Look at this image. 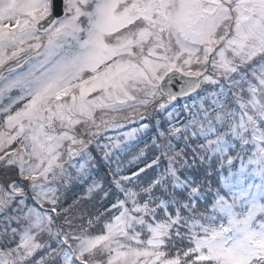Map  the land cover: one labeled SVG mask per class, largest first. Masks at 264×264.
Listing matches in <instances>:
<instances>
[{"label": "snow or ice", "instance_id": "1", "mask_svg": "<svg viewBox=\"0 0 264 264\" xmlns=\"http://www.w3.org/2000/svg\"><path fill=\"white\" fill-rule=\"evenodd\" d=\"M4 99L0 264H264V0H0Z\"/></svg>", "mask_w": 264, "mask_h": 264}, {"label": "trees", "instance_id": "2", "mask_svg": "<svg viewBox=\"0 0 264 264\" xmlns=\"http://www.w3.org/2000/svg\"><path fill=\"white\" fill-rule=\"evenodd\" d=\"M182 100V99H181ZM180 100V101H181ZM161 119H163V115L160 117ZM152 125L154 126V120L152 122ZM152 126V127H153ZM152 135V132L149 131V133H146L145 137H150ZM145 142H147V140H145ZM142 145H144V143H142ZM138 147V146H137ZM134 150L127 152L125 154H123L121 156V161L120 163L123 165V171L121 172V175H129L131 172L133 171H137L138 167H143L145 163H149L150 159L152 158V153H148V158L141 161V162H133L132 164H128L127 161L130 159L131 155H133L131 152H133ZM93 152V150H92ZM95 153V152H94ZM96 163H97V168L94 171L93 175L97 178V179H101L103 178L105 181V184L107 186V182L111 180V176L108 175L110 168H109V163L104 162L103 160L101 161L100 159H96ZM112 168H115V164H112ZM90 183V181H89ZM87 185H74V186H70L67 189H64V204L63 206H67L68 204H71L73 200H75L77 197L83 196L85 195V189H86ZM95 195V194H94ZM110 202H114L110 201ZM105 203L103 201L100 200L99 196H95L94 199L92 200H84L82 201V205L89 209V210H98L100 212L104 211L105 208H107L109 206V203ZM102 227V222L101 225ZM97 230H99V228H97Z\"/></svg>", "mask_w": 264, "mask_h": 264}, {"label": "rangeland", "instance_id": "3", "mask_svg": "<svg viewBox=\"0 0 264 264\" xmlns=\"http://www.w3.org/2000/svg\"><path fill=\"white\" fill-rule=\"evenodd\" d=\"M18 93H13L12 95L13 96H15V95H17ZM9 103V101L7 100V99H4L3 101H0V105H6V104H8ZM185 103H188V104H191L192 103V101L191 100H185V99H182V102H181V104L180 105H178V107L179 106H182L183 104H185ZM140 123H149V120L148 119H145V120H143V121H140ZM152 124L150 125V129L152 128ZM132 127H139V123H132V124H129V125H127L126 127H124V128H122V129H119L118 131H120V132H123V131H129ZM150 131V130H149ZM149 131L147 132V133H149ZM114 135H116V132L115 131H108V132H106L105 134H104V136H102V137H100V142H101V144H103V143H105L106 142V137L107 136H114ZM146 136V133H141V134H139V136H138V138L139 137H145ZM145 140L146 139H143V140H141V142L139 143V144H136L135 143V141H133V142H131L134 146L132 147V149L130 150V151H132V150H134L133 152H131L132 154H135V152H137L138 150H139V148H141V147H143V145H142V143H145ZM138 146V147H137ZM90 149H92L93 150V152L91 151V153H92V155H93V157H95V160L96 159H100L101 161L103 160L102 159V152H100V151H98L97 150V148H96V146L95 145H91L90 146ZM129 151V152H130ZM95 152V153H94ZM117 155H120L119 153H117ZM115 159V156H113V160ZM104 162H107V161H105V160H103ZM108 163V162H107ZM63 192H64V190H63Z\"/></svg>", "mask_w": 264, "mask_h": 264}, {"label": "flooded vegetation", "instance_id": "4", "mask_svg": "<svg viewBox=\"0 0 264 264\" xmlns=\"http://www.w3.org/2000/svg\"><path fill=\"white\" fill-rule=\"evenodd\" d=\"M15 93V92H14Z\"/></svg>", "mask_w": 264, "mask_h": 264}]
</instances>
